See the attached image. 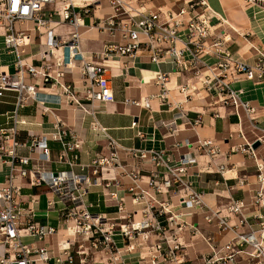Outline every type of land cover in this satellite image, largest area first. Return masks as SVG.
Returning a JSON list of instances; mask_svg holds the SVG:
<instances>
[{"label": "built area", "instance_id": "2783aa9c", "mask_svg": "<svg viewBox=\"0 0 264 264\" xmlns=\"http://www.w3.org/2000/svg\"><path fill=\"white\" fill-rule=\"evenodd\" d=\"M57 1L0 0V28L4 50L14 55L11 71L0 65V96L5 90L16 93L14 108L8 115L7 125L0 127V161L9 164L8 174L0 182V246L3 249L0 264H82L88 254L84 252L85 248L79 250L82 243L78 245L76 253L85 256L77 263L71 248L75 241L71 242V237L58 240L55 252L48 240L54 235H59V228L34 221L33 205L38 202V198L31 195L28 201L23 199L18 180L24 178H28L31 185L45 184L48 187L55 198L47 199V208H53L57 200L61 204L59 215L65 228L73 230L72 238L80 237L82 241L87 240L88 249H105L108 253L106 264H125L122 259V248L117 245V236H120L122 242L128 240L126 249L131 251L134 247L130 243L132 238L143 235L145 241L149 242L153 233L159 237L145 246L147 254L140 256L141 260L147 258V264H161L167 260H170L169 264L184 262V254L179 251L181 243L177 233L173 230L174 233L170 234V237L165 235V232L171 229L170 225L176 216L166 207V202H161L157 198L158 194H165L172 187L177 193H182L180 200L186 207L207 208L204 220L207 223L216 220L220 230L228 231L241 225L249 226L248 230L235 233L217 249L211 244L212 256L204 258L203 264L215 262L220 264L224 261L240 264V260L250 264H264V161L258 158L256 149L252 148L255 140L262 142L264 129H260V134L257 132L259 128L254 115L256 108L249 101L241 100L238 92L233 90L230 82L226 80L228 76L234 78L235 75H244L248 80L264 82V53L259 52L255 63L250 65L232 55L224 45L228 38L217 37L211 40L214 31L209 17L203 12L208 8L206 0H182L184 5L177 11L147 7L146 4L150 0H105L110 11L88 27L94 26L108 37L100 52L102 59L117 55L135 56L139 50L147 49L153 62L172 59L181 65L184 62L183 54L186 53L190 65L206 68L200 79L205 89L217 90L221 103L233 107L237 115L239 108L244 111L253 138L248 139L239 131L243 144L233 146L231 151H239L252 158L256 168V187L250 202L247 204L243 200H234L225 207L227 213L221 214V210L208 207L201 194L184 179L187 167L196 162L194 157L182 155L174 164L170 154L163 150L125 148L127 153L139 158L142 163L162 168L164 172L161 176L153 172L144 186L140 166L131 167L126 173L129 178L127 190L131 195V202L139 207L141 218L128 220L115 227L114 223L108 225L106 217L92 213L89 209L90 203L86 200L90 187L102 186L107 189L104 194L117 201L118 211L124 209L123 199L117 194L121 179L116 178L113 171L115 166L121 165L116 150L119 144L106 134L105 128L95 120L94 104L105 103L114 98L109 84L108 65L103 60L100 62L88 60L87 52L81 44L80 27L84 26L81 16L90 13V2L78 8L68 3L61 9L62 13H59L54 7ZM198 8H202V12H197ZM57 12L60 21H66L70 25L65 36L57 33L49 23L50 18ZM26 21H31L32 29L16 25ZM33 29L38 32L40 39L43 38L38 64L27 63L23 58L25 48L30 44L29 33ZM177 42L182 46L178 47ZM58 50H61V53L56 54ZM202 57L214 59V65L202 60ZM67 74L71 75L70 81L65 80ZM74 74L81 82V89L76 87L72 77ZM166 78L167 74L161 72L153 77L156 83L162 85ZM27 79L57 86L59 92L42 94L36 84ZM159 96L167 100L164 86ZM28 101L34 102L37 106L42 105L44 111L49 109L50 103L72 105L82 110L91 116V128L103 133L108 139L109 146L114 149L109 156L97 155L91 159L88 164L90 175L76 174L71 170L54 174L41 171L39 167L28 170L26 166L30 157L21 156L16 151L19 145L16 135L19 127L26 123V120L21 118L19 109ZM132 103L140 104L136 100H132ZM200 122L199 117L188 121L192 126H198ZM68 136L75 137L64 122L60 119L55 120L53 130L42 133L32 140L33 147L41 149L38 160L50 159L48 141L54 140L63 148L57 160L71 167L78 156L74 154L69 158L67 151L77 148L78 142L76 137L73 143L66 141ZM188 145V140L175 144L176 147ZM197 149L210 158L219 154V149L210 139H198ZM207 163L210 164V161ZM224 171L225 164H219L218 172L223 175ZM239 183L244 182L239 180ZM23 201H26L25 207L21 206ZM248 206L252 207V216L259 220L257 229L250 227L245 213ZM167 213L169 215H166ZM232 215L236 218L235 223L230 221ZM161 216H165L166 228L160 219ZM27 237L34 241L25 242L24 238Z\"/></svg>", "mask_w": 264, "mask_h": 264}, {"label": "crops", "instance_id": "0c3cea01", "mask_svg": "<svg viewBox=\"0 0 264 264\" xmlns=\"http://www.w3.org/2000/svg\"><path fill=\"white\" fill-rule=\"evenodd\" d=\"M74 7L84 4L83 1L90 3L95 0H72ZM103 11L92 8L91 13L82 15L84 26L80 27L81 44L87 52V59L91 61L103 62L108 65L109 84L113 93V100L105 103H95V120L105 128L106 134L110 135L119 147L116 149L120 157V166L113 168L116 178L121 179V185L117 189L119 198L123 199V210L118 211L117 201L104 194L107 189L102 186H92L89 189L86 200L90 203V211L94 214H101L108 220V225L127 222L128 220H138L141 218L138 206L131 202V195L127 190L129 178L126 173L133 165L140 166L142 184L152 176L153 172L159 176L164 172L162 168L144 164L141 160L127 153L125 148L143 150H163L170 154L173 163H177L182 155H190L196 162L187 167L184 179L189 181L195 191L201 194L204 203L214 209L221 210V214H226L225 207L234 200H243L249 203L256 187V168L254 160L239 151H231L233 146L243 144V139L239 135L242 131L244 135L251 139L250 124L244 111L239 108L238 115L233 107L223 105L218 99L217 90L208 91L201 84L202 74L206 72L204 66L194 67L188 62V55L183 54V64L179 65L172 59H164L159 63L150 59V52L147 49L139 50L135 56H110L102 59L100 52L108 37L105 33L98 31L96 27H91L94 21L109 12L108 3ZM208 8L203 11L209 17L214 36L225 37L229 40L224 45L230 50L232 55L247 64H254L259 52L264 53V0H206ZM184 3L182 0H150L147 7L160 8L162 10L177 11ZM60 6L63 5L60 4ZM59 6V7H60ZM101 6V3L96 5ZM57 7H55L56 9ZM58 10V8H57ZM197 12H202L198 8ZM57 33L65 36L70 29L68 22L60 21L59 16H53L49 21ZM18 27L25 26L32 29L31 21L16 24ZM30 44L26 46L23 54L24 61L27 63H39V50L41 41L36 30L29 33ZM177 46L182 44L177 42ZM61 50L56 51V54ZM202 60L214 65V59L202 57ZM14 55L4 50L2 29L0 28V65L12 70ZM204 71V72H203ZM158 72L167 74L163 85L156 83L153 79ZM197 72V73H195ZM73 79L76 87L81 89V82L76 74ZM35 83L37 89L42 94H53L59 92L57 86L43 84L41 81L27 79ZM66 81L71 80V75L67 74ZM230 82V87L237 91L241 100L249 101L255 108L256 124L260 134L264 129V82L248 80L244 75H235L234 78H226ZM163 86L166 89L167 100H163L159 95ZM16 93L5 90L0 96V127L6 126L8 115L14 108ZM128 99L126 102L125 100ZM132 100L139 101L140 104L132 103ZM39 104L28 101L27 104L19 109L21 118L26 123L19 127L16 139L19 145L16 151L21 156L30 157L28 170L39 167L44 172L73 171L76 174H89L88 164L95 156H109L114 149L109 146L107 137L91 128L92 118L82 110L66 104H48L49 109L44 111ZM199 117L201 122L198 126H192L188 121ZM60 119L64 122L78 142L77 148L67 151L71 158L77 154L78 158L70 167L64 162L57 160L61 152L62 145L58 141L49 140L48 148L50 159L47 161L38 160L41 149L32 145L34 137L42 133L53 130L55 120ZM261 129V130H260ZM75 137L68 136L66 141L73 143ZM210 139L219 149V154L214 158L204 154L197 149V140ZM188 140V146L176 147L175 144ZM10 144V141H8ZM8 144V145H9ZM259 159L264 161V137L256 148ZM210 161V164L207 163ZM225 164L223 175L218 172V165ZM9 164L0 161V182L8 174ZM264 172V171H263ZM243 180V184L239 183ZM20 194L23 199L28 201L31 195H36L38 202L34 206V221L52 225L59 228V235L65 231L59 208L60 203L56 201L53 208H47V199H54V195L48 190L45 184L31 185L28 178L18 180ZM112 189V187H111ZM182 193H177L172 187L165 194H158L159 201L167 203L168 209L176 218L171 223L170 230L165 232L170 237L174 231L177 233L181 243L179 251L184 254V262L181 264H203L204 258L212 256L210 245L219 248L235 233L246 231L248 225H241L231 230H220L216 220L207 223L204 220V212L207 208L198 206L186 207L180 200ZM26 201L21 206H26ZM135 210L137 212H135ZM133 211V212H132ZM251 228L259 227V220L252 216V207L245 209ZM129 215V216H128ZM166 215H169L167 213ZM165 228V216H161ZM231 223L236 222L235 216H231ZM181 225V226H179ZM174 230V231H173ZM58 235L52 236L48 241L52 243V248L56 252ZM62 236V235H61ZM159 236L156 233L150 235L149 243H153ZM78 245L79 238H70ZM139 239L135 237V240ZM118 242L122 239L117 237ZM25 242H33L32 238H24ZM82 241V240H81ZM71 246L74 251V245ZM123 243V242H122ZM148 243V244H149ZM41 245L42 242H36ZM86 241L82 243L79 250L85 248L88 252ZM135 244V243H134ZM136 245V244H135ZM78 250V249H76ZM3 249L0 246V255ZM102 252H93L85 256L79 254V259L84 258L82 264H106L107 258L103 257ZM147 254L145 247H136L129 252H122V259L125 264H147V258L141 260L140 256ZM103 257V258H102ZM238 258V257H237ZM214 264H217L215 262ZM220 264H232L230 261L220 262ZM240 264H250L245 260H240Z\"/></svg>", "mask_w": 264, "mask_h": 264}, {"label": "rangeland", "instance_id": "374dc122", "mask_svg": "<svg viewBox=\"0 0 264 264\" xmlns=\"http://www.w3.org/2000/svg\"><path fill=\"white\" fill-rule=\"evenodd\" d=\"M65 0H58L55 4H54V7H57L58 8V11H59V13H62L61 12V9H62V6H60V4H62L63 2H64ZM104 1L105 0H95L94 2H92V3H90V9H92V8H96V9H99L100 10V12H102L103 11V9H104V7L106 6V4L104 3ZM86 2H89V1H83V3H86ZM74 3V2H73ZM101 3V6H96V5H98V4H100ZM60 6V7H59ZM80 6H82V5H79V7ZM108 6V5H107ZM57 8H56V10H57ZM109 11H110V9H109ZM92 11L90 10V13H91ZM59 13L57 12V13H55L54 15L55 16H59ZM108 13V12H107ZM174 233V232H173ZM72 235L73 234H71V235H67L68 237H72ZM66 237V236H65ZM118 238H120V236H117ZM136 237H138L139 239H137V240H135V237L134 238H132L131 240H130V243L131 244H133L134 245V247L131 249V251L136 247V245H137V247H140L141 248V246L143 245V248L145 247V246H147V244L149 243L148 241H145V239H144V236L143 235H140V236H136ZM56 238H57V236H56ZM79 238V243H83L84 241H86L87 243H89L87 240H83V241H81V239H80V237H78ZM58 240H61V239H63V236H61V235H58V238H57ZM136 245H135V244ZM129 244V242H128V240H126L125 242H118L117 243V245H118V247H120V248H122L121 249V253L122 252H129L128 251V249H126V245H128ZM86 245H88V244H86ZM76 249H78V243L76 242L75 243V245H74V255H75V257H76V259H77V263H78V261H79V255L76 253ZM88 249V248H87ZM145 249H146V252H147V248L145 247ZM91 251H93V252H102L101 254H103V257L104 258H107L108 257V253L105 251V249L104 250H102L101 248H98L97 250H94V249H88V252L90 253ZM146 255V254H145ZM144 256V255H143ZM102 257V258H103ZM169 261L170 260H167V261H165V262H162L161 264H169ZM107 262V261H106Z\"/></svg>", "mask_w": 264, "mask_h": 264}, {"label": "bare ground", "instance_id": "6f19581e", "mask_svg": "<svg viewBox=\"0 0 264 264\" xmlns=\"http://www.w3.org/2000/svg\"><path fill=\"white\" fill-rule=\"evenodd\" d=\"M68 3L73 5V1H72V0H65V1L62 3L63 7L66 6V5H68ZM73 6H74V5H73ZM26 22H28V21H26ZM58 234H60V233H58ZM71 234H73V230H72V228H69V229L66 228L65 231H64V236H63V234H61V235L63 236V239L65 240V239L68 238L67 235H71ZM65 236H66V237H65Z\"/></svg>", "mask_w": 264, "mask_h": 264}, {"label": "water", "instance_id": "95a60500", "mask_svg": "<svg viewBox=\"0 0 264 264\" xmlns=\"http://www.w3.org/2000/svg\"><path fill=\"white\" fill-rule=\"evenodd\" d=\"M259 145H260V141H259V140H255V141L252 143V148L256 149Z\"/></svg>", "mask_w": 264, "mask_h": 264}, {"label": "trees", "instance_id": "16d2710c", "mask_svg": "<svg viewBox=\"0 0 264 264\" xmlns=\"http://www.w3.org/2000/svg\"><path fill=\"white\" fill-rule=\"evenodd\" d=\"M89 7H90V5H89Z\"/></svg>", "mask_w": 264, "mask_h": 264}]
</instances>
